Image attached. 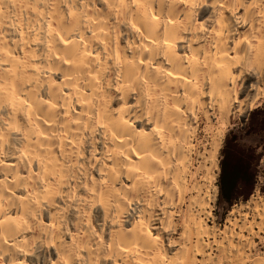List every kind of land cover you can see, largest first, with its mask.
I'll return each mask as SVG.
<instances>
[{"label": "bare ground", "instance_id": "6f19581e", "mask_svg": "<svg viewBox=\"0 0 264 264\" xmlns=\"http://www.w3.org/2000/svg\"><path fill=\"white\" fill-rule=\"evenodd\" d=\"M262 97L264 0H0V264H264L192 180Z\"/></svg>", "mask_w": 264, "mask_h": 264}, {"label": "rangeland", "instance_id": "374dc122", "mask_svg": "<svg viewBox=\"0 0 264 264\" xmlns=\"http://www.w3.org/2000/svg\"><path fill=\"white\" fill-rule=\"evenodd\" d=\"M254 122L259 132L261 124L264 123V97L257 101L247 119L244 120L238 113L235 119L229 122L222 135L218 152H215L216 145L213 141L218 125L210 130L206 127L207 124H203V129L195 140L192 168L195 178L192 180L198 186L200 184L204 186L203 193L206 192L205 201L208 203L206 222L210 225L224 228L231 211L245 205L253 197H259L264 202V155L260 154L264 151V145L256 146L259 134L255 133L256 140L247 145L246 151L250 153L251 159L247 160L246 165L242 167L238 159L239 131L246 125H253ZM252 148H255L254 152L251 151ZM214 154L216 159H213ZM216 162L217 164H214ZM245 184L248 185L246 192L242 191ZM225 185L231 194L229 197L222 195Z\"/></svg>", "mask_w": 264, "mask_h": 264}, {"label": "snow or ice", "instance_id": "6c2138e0", "mask_svg": "<svg viewBox=\"0 0 264 264\" xmlns=\"http://www.w3.org/2000/svg\"><path fill=\"white\" fill-rule=\"evenodd\" d=\"M257 132V128L255 126V122L251 126H245L244 128H241L238 134V140L239 143L237 145V149L239 152L238 159L241 162L242 167L246 165L247 160L251 159V155L249 152L246 151L247 145L253 141L256 140L255 133ZM264 145V123L261 124L259 129V140L256 141V146ZM252 152L255 151V148L251 149ZM261 155H264V151L260 153ZM248 185L245 184L243 186L242 191H247ZM237 195L239 193H236ZM222 195L224 197H229L231 194L229 192L228 187L225 185L222 189ZM231 203V201H229Z\"/></svg>", "mask_w": 264, "mask_h": 264}, {"label": "trees", "instance_id": "16d2710c", "mask_svg": "<svg viewBox=\"0 0 264 264\" xmlns=\"http://www.w3.org/2000/svg\"><path fill=\"white\" fill-rule=\"evenodd\" d=\"M258 111V110H257ZM256 113V112H255ZM257 134H259V132H258V130H257V132H256Z\"/></svg>", "mask_w": 264, "mask_h": 264}]
</instances>
